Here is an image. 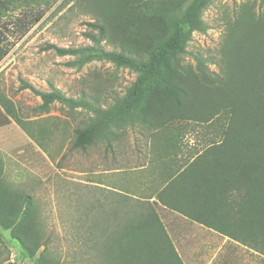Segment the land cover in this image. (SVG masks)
<instances>
[{"label":"rangeland","instance_id":"374dc122","mask_svg":"<svg viewBox=\"0 0 264 264\" xmlns=\"http://www.w3.org/2000/svg\"><path fill=\"white\" fill-rule=\"evenodd\" d=\"M248 8L259 16L264 12L261 0H213L202 15L206 29L192 34L183 63L195 68L202 61L211 73L223 76L224 47ZM1 11L2 47L8 54L0 63V94L13 102L18 117L33 131L37 142L17 126L12 130L5 127L6 136L0 138L2 180L13 192L31 198L44 246L31 256L11 231L0 225V264L7 260L39 264L46 248L60 264H106L108 252L117 248L115 239L120 236H110L109 199L97 182H110L104 172L131 166L132 153L148 151L152 139L160 142L155 136L171 137L161 141L166 145L173 142L181 149L199 152L222 139L221 129L228 120L221 117L212 124L180 121L160 128L125 118L110 125L91 146L74 148L76 130L95 122L96 114L57 102L47 112L39 111L41 98L24 85L44 93L56 89L69 99L108 108L125 97L138 73L99 60L79 67V56H59L50 48L94 45L88 35L98 32L90 24L104 22L97 7L86 0H5ZM112 13L113 9L107 14ZM37 15L43 17L34 24ZM101 46L115 50L109 41ZM95 197L100 201L98 212L93 210ZM98 214L102 216L95 222ZM147 241L138 244L145 258Z\"/></svg>","mask_w":264,"mask_h":264},{"label":"trees","instance_id":"16d2710c","mask_svg":"<svg viewBox=\"0 0 264 264\" xmlns=\"http://www.w3.org/2000/svg\"><path fill=\"white\" fill-rule=\"evenodd\" d=\"M86 1L97 7L104 22L90 24L98 32L88 35L94 45L79 49L50 48L59 56H79V67L99 60L111 62L118 68H129L138 73L137 80L123 99H116L108 108L69 99L56 89L44 93L25 84L24 89H30L41 98L38 110L47 112L57 102L71 109L83 107L95 113V122L76 130L73 147L78 149L91 146L110 125L125 118L160 128L180 121L212 124L221 117L226 118L228 124L221 129L222 139L199 151L191 166L212 167L203 175L207 186L212 181L217 184L212 191L208 188L209 193L244 199L240 214L245 215L247 221L260 216L264 228V12L259 16L248 8L239 18L236 30H232V37L224 47L225 65L220 76L211 73L202 61L192 68L182 59L192 34L205 31L202 15L213 0ZM261 2L264 7V0ZM2 6L5 0H0V24L4 18ZM112 9L113 13L107 14ZM42 17L37 15L34 24ZM2 33L0 29V63L8 54L2 47ZM104 41H109L115 50H105L101 46ZM0 109L5 118L12 119L35 141V134L26 129L13 102L1 94ZM158 137H154L155 141L172 139ZM2 175L0 156V225L10 230L31 256H36L44 240L31 208V198L7 188ZM206 189L200 190V194ZM203 208L201 214L205 215L208 209L222 207L215 204ZM115 240L117 248L109 250L106 264H182L175 250L168 246L167 237L163 239L166 246L159 252L150 246L151 239H139L140 242L120 236ZM143 240H148L146 258L138 245H143ZM1 243L0 237V256ZM38 262L60 264L50 257L47 248ZM6 264L12 263L7 260Z\"/></svg>","mask_w":264,"mask_h":264},{"label":"crops","instance_id":"0c3cea01","mask_svg":"<svg viewBox=\"0 0 264 264\" xmlns=\"http://www.w3.org/2000/svg\"><path fill=\"white\" fill-rule=\"evenodd\" d=\"M6 126L21 130L0 109V138H5ZM174 145L152 139L148 151L131 154V166L120 171L107 169L104 173L109 174L110 182L97 181L109 199L110 236L151 239L156 252L166 246L163 239L167 237L182 264H264L260 216L247 221L240 214L244 199L209 193L208 188L212 191L217 184L212 181L207 186L203 175L212 167L191 166L199 152ZM203 188L207 189L200 194ZM96 198L94 212L100 206ZM215 204L222 208L201 214L203 206Z\"/></svg>","mask_w":264,"mask_h":264}]
</instances>
